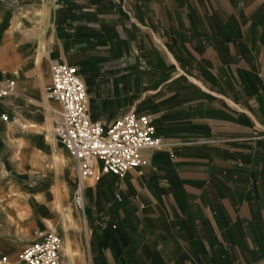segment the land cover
I'll return each mask as SVG.
<instances>
[{"label":"crops","instance_id":"obj_1","mask_svg":"<svg viewBox=\"0 0 264 264\" xmlns=\"http://www.w3.org/2000/svg\"><path fill=\"white\" fill-rule=\"evenodd\" d=\"M51 60L76 67L91 119L146 113L167 143L86 184L66 264H264V0H0V86L16 89L0 98V180L26 195L46 189L30 155L69 157L44 101ZM24 205L33 232L41 208ZM34 238L0 236V252Z\"/></svg>","mask_w":264,"mask_h":264},{"label":"built area","instance_id":"obj_2","mask_svg":"<svg viewBox=\"0 0 264 264\" xmlns=\"http://www.w3.org/2000/svg\"><path fill=\"white\" fill-rule=\"evenodd\" d=\"M16 93L15 81L7 80L0 86V98ZM47 110L53 119V133L73 158L76 182L73 204L78 210L85 206L86 184L99 173L123 177L129 170H140L145 164V150H159L167 145L155 135L152 118L146 113L125 112L105 127L90 118L86 109L85 85L74 65L51 60L50 77L44 86ZM7 120L6 114L0 115ZM98 167V169H97ZM4 263L8 262L3 257ZM23 264H65L60 252L57 232L48 229L27 244L18 254Z\"/></svg>","mask_w":264,"mask_h":264},{"label":"rangeland","instance_id":"obj_3","mask_svg":"<svg viewBox=\"0 0 264 264\" xmlns=\"http://www.w3.org/2000/svg\"><path fill=\"white\" fill-rule=\"evenodd\" d=\"M44 101L46 102V97ZM46 140L48 143L51 142L48 137ZM27 152V149L23 147L22 152L17 156L19 166L24 165ZM70 157L69 155L66 161H62L57 166L47 150L36 151L30 155V164L34 166V169L31 170L40 172L41 178L46 182L45 194L26 195L20 189L13 188L11 185L3 186L0 180V236L14 234L15 239L21 240L25 236L34 235L36 238L33 241H35L40 237L41 232L53 229L59 236L60 252L64 261L67 259L63 244L66 237L70 239L68 240L72 243L74 250L79 249L80 246H85L82 217L73 204L75 171L74 162ZM25 201H28V205H32V207L40 206L41 208L40 220L38 221L40 228L35 227L36 230L33 232L34 228L29 229L28 225L32 224L34 217L32 211L27 212L25 210ZM42 227H44V230ZM25 246H19L15 250L1 251L0 264H23L18 263V254ZM3 257H7L8 262L4 263L2 261ZM74 261L76 264H86V257L82 254H75Z\"/></svg>","mask_w":264,"mask_h":264},{"label":"bare ground","instance_id":"obj_4","mask_svg":"<svg viewBox=\"0 0 264 264\" xmlns=\"http://www.w3.org/2000/svg\"><path fill=\"white\" fill-rule=\"evenodd\" d=\"M9 128V127H8ZM21 128H22V126H21ZM25 129H27V127H24ZM24 130V129H23ZM47 130V129H46ZM51 130V128L49 127V131ZM53 140L56 142V143H58V146H59V143H61L60 141H58L57 139H55V138H53ZM62 144V143H61ZM63 145V144H62ZM60 149V148H59ZM54 161L57 163V164H59L60 162H61V158H60V156L59 155H57V156H55L54 157ZM66 226V225H65ZM63 244H64V247L65 248H67V249H70V246H71V242L68 240V239H66L64 242H63ZM61 247V246H60ZM18 263H21V262H18ZM66 264V263H65Z\"/></svg>","mask_w":264,"mask_h":264}]
</instances>
